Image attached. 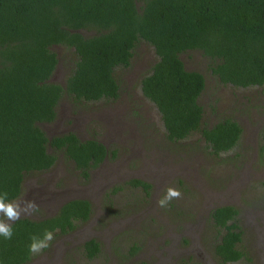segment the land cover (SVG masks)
<instances>
[{
  "label": "trees",
  "instance_id": "obj_1",
  "mask_svg": "<svg viewBox=\"0 0 264 264\" xmlns=\"http://www.w3.org/2000/svg\"><path fill=\"white\" fill-rule=\"evenodd\" d=\"M141 45L151 48L155 62L139 91L157 112L166 140L177 143L197 133L213 155L238 146L242 129L233 119L202 128L198 99L205 81L186 71L180 56L200 52L223 85L264 88V0H0V193L16 200L26 175L51 169L57 158L48 147L71 161L84 181L114 156L99 141H81L73 133L47 138L38 125L54 121L64 95L85 103L117 100L115 69L130 68ZM54 47L74 57L64 86L50 81L58 65ZM259 139L262 154L264 125ZM128 184L148 194L145 182ZM90 214L88 201L74 199L52 217L20 218L12 223V239L0 236V264L29 263L32 235L56 228L68 234ZM237 215L231 206L210 212L222 264L246 260L237 248ZM83 248L88 259L99 253L94 240Z\"/></svg>",
  "mask_w": 264,
  "mask_h": 264
},
{
  "label": "rangeland",
  "instance_id": "obj_2",
  "mask_svg": "<svg viewBox=\"0 0 264 264\" xmlns=\"http://www.w3.org/2000/svg\"><path fill=\"white\" fill-rule=\"evenodd\" d=\"M58 65L51 82L64 86L74 57L54 47ZM130 68L115 69L119 97L113 102L85 103L64 95L53 122L39 124L47 138L73 133L81 141L97 140L114 153L79 177L71 161L56 156L48 171L26 175L16 200L34 201L39 211L22 215L33 221L54 216L70 200H86L91 214L68 234L56 233L52 246L27 264H222L214 252L219 233L210 212L231 206L238 211L245 259L227 264H264V153L259 132L264 125V88L223 85L211 73L213 62L200 52L180 56L186 71L201 74L205 88L198 104L202 128L233 119L241 129L231 152L213 155L202 138L166 140L159 116L139 91V81L155 62L151 48L136 49ZM131 180L150 186L148 194ZM168 186L182 192L167 208L157 201ZM94 240L99 253L88 259L84 244Z\"/></svg>",
  "mask_w": 264,
  "mask_h": 264
},
{
  "label": "clouds",
  "instance_id": "obj_3",
  "mask_svg": "<svg viewBox=\"0 0 264 264\" xmlns=\"http://www.w3.org/2000/svg\"><path fill=\"white\" fill-rule=\"evenodd\" d=\"M182 192L173 186L165 189L164 195L157 201L161 208H167L174 199H181ZM39 211V207L34 201L9 200L8 193L5 191L0 193V236L6 240L13 237L12 223L19 220L22 215H32ZM59 228L54 230H45L42 236L32 235L31 243L28 251L32 256L42 254L45 250L52 246V242L56 239V233Z\"/></svg>",
  "mask_w": 264,
  "mask_h": 264
}]
</instances>
